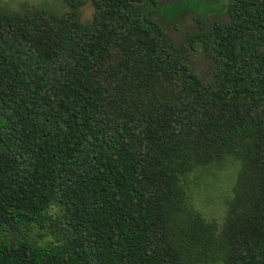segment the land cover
<instances>
[{
  "label": "trees",
  "instance_id": "trees-1",
  "mask_svg": "<svg viewBox=\"0 0 264 264\" xmlns=\"http://www.w3.org/2000/svg\"><path fill=\"white\" fill-rule=\"evenodd\" d=\"M61 1L0 9V264H264V0L186 37L209 81L157 0ZM226 157L218 228L187 177Z\"/></svg>",
  "mask_w": 264,
  "mask_h": 264
},
{
  "label": "rangeland",
  "instance_id": "rangeland-1",
  "mask_svg": "<svg viewBox=\"0 0 264 264\" xmlns=\"http://www.w3.org/2000/svg\"><path fill=\"white\" fill-rule=\"evenodd\" d=\"M222 0H157V16L170 41L187 53V64L203 81H209L212 62L199 47L188 48L186 37L198 30V22L209 25L225 19ZM41 7L56 13L67 9L61 0H0V9L21 12ZM89 3L81 7V21L90 19ZM239 163L231 157L197 168L187 177L191 206L205 221H214L219 228L226 214V201L232 196V187Z\"/></svg>",
  "mask_w": 264,
  "mask_h": 264
}]
</instances>
